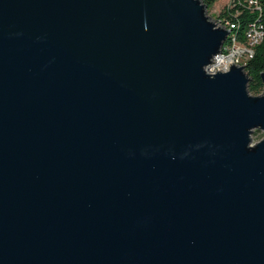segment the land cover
Here are the masks:
<instances>
[{
    "label": "water",
    "instance_id": "95a60500",
    "mask_svg": "<svg viewBox=\"0 0 264 264\" xmlns=\"http://www.w3.org/2000/svg\"><path fill=\"white\" fill-rule=\"evenodd\" d=\"M214 21L0 0V264H264V72H207Z\"/></svg>",
    "mask_w": 264,
    "mask_h": 264
},
{
    "label": "trees",
    "instance_id": "16d2710c",
    "mask_svg": "<svg viewBox=\"0 0 264 264\" xmlns=\"http://www.w3.org/2000/svg\"><path fill=\"white\" fill-rule=\"evenodd\" d=\"M201 1L207 8V14L217 2V0ZM216 21L228 29L233 25L234 28L230 30L237 43L243 47L248 46L249 31L256 29L262 33L260 40L252 45V56L246 61L244 67L249 79L248 93L252 96L260 95L263 90L261 74L264 72V0H229L228 5L216 17Z\"/></svg>",
    "mask_w": 264,
    "mask_h": 264
},
{
    "label": "bare ground",
    "instance_id": "6f19581e",
    "mask_svg": "<svg viewBox=\"0 0 264 264\" xmlns=\"http://www.w3.org/2000/svg\"><path fill=\"white\" fill-rule=\"evenodd\" d=\"M220 25H222V23ZM223 27L226 28L225 26H223ZM232 28H234L233 25L230 26V29H232ZM226 29H228V28H226ZM231 31L232 30H230V35L228 37L227 42L220 49V53L218 55H216V56L213 57L212 63L207 68V72L209 74H214V73L217 72L216 70H213L211 68L213 66L214 61L220 62L221 61L220 60L221 56H224L225 54H227L228 52H230L231 51V48L233 47V44L238 42V41H236V38H235L234 34ZM250 35H252V30L249 31L248 34H247V36H250ZM248 40H249L248 46H246V47H243V45L239 44L240 49H247V47H249V49H252V45H254L255 43H257L260 39H248ZM231 61H232V63L230 65L234 64L236 66H243L242 63H239L238 57H235V59H234V56H227V59L224 60L225 68L222 70L223 72L227 71L230 68V66H228L227 64L229 62H231Z\"/></svg>",
    "mask_w": 264,
    "mask_h": 264
},
{
    "label": "rangeland",
    "instance_id": "374dc122",
    "mask_svg": "<svg viewBox=\"0 0 264 264\" xmlns=\"http://www.w3.org/2000/svg\"><path fill=\"white\" fill-rule=\"evenodd\" d=\"M228 3L229 0H217V2L208 10V16L216 20V17L223 11V9L228 5ZM235 57H238L239 63H242V61L244 60L243 53L241 52H235L234 59ZM231 63L232 61L229 62L227 65L230 66ZM224 68H225V64L222 63V64H215L212 69L216 71H222ZM262 137H263V133L260 130H255L251 135L252 144H255L258 141H260Z\"/></svg>",
    "mask_w": 264,
    "mask_h": 264
},
{
    "label": "built area",
    "instance_id": "2783aa9c",
    "mask_svg": "<svg viewBox=\"0 0 264 264\" xmlns=\"http://www.w3.org/2000/svg\"><path fill=\"white\" fill-rule=\"evenodd\" d=\"M215 25L217 24V21H214ZM217 26V25H216ZM262 33L257 31L256 29L252 30V35L247 36L248 39H260L261 38ZM235 52H241L243 53L244 56V60L242 61V65L245 66L246 65V61L252 56V49H249V47H247V49H240L239 47V43H234L233 47L231 48V51L228 52L227 54H225L224 56H221L220 58V62L214 61L213 66L215 64H224V60L227 59V56H234ZM213 66L211 68H213Z\"/></svg>",
    "mask_w": 264,
    "mask_h": 264
}]
</instances>
